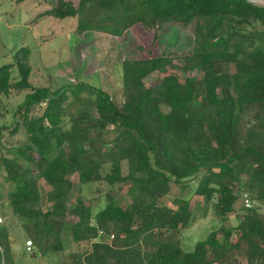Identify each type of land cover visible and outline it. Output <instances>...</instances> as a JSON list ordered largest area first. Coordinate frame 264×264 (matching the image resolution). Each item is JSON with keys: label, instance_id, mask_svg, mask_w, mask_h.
I'll use <instances>...</instances> for the list:
<instances>
[{"label": "trees", "instance_id": "1", "mask_svg": "<svg viewBox=\"0 0 264 264\" xmlns=\"http://www.w3.org/2000/svg\"><path fill=\"white\" fill-rule=\"evenodd\" d=\"M48 13L78 15L79 30L114 35L133 23H192V47L181 68L201 76L168 73L147 86L143 78L172 59H124L117 104L87 82L70 86V95L65 88L34 86L26 46L0 65V118L2 97L22 95L10 133L21 126L25 139L0 160L30 255L89 241L84 251L66 252L65 264H238L241 255L247 264H264V4L78 0L75 6L55 0ZM74 175L79 185L104 182V202L75 194ZM40 179L50 186L45 209L33 206ZM173 184L201 196L203 209L210 205L220 222L189 248L182 234L193 210L185 196L164 200ZM243 193L253 203L236 208ZM231 214L235 225L225 223ZM0 264H23L11 252L9 225L1 222Z\"/></svg>", "mask_w": 264, "mask_h": 264}, {"label": "rangeland", "instance_id": "2", "mask_svg": "<svg viewBox=\"0 0 264 264\" xmlns=\"http://www.w3.org/2000/svg\"><path fill=\"white\" fill-rule=\"evenodd\" d=\"M77 6L78 0H71ZM264 4V0H252ZM55 0H0V65L12 60V54L21 46L30 49L29 61L32 67L30 81L34 86L47 85L51 90L65 88L70 95V86L77 82H87L107 91L112 99L121 104L122 84L120 64L124 59L143 58L154 55H168L172 65L159 68L143 78L145 85H152L157 77L165 74L186 75L200 78L201 72L193 69L184 71L181 68L186 55L192 47L193 24L183 25L176 22L165 23L161 27L147 28L140 23H133L114 35L106 30L92 28L78 29V15L56 18L48 13ZM21 94L11 93L3 96L4 115L0 118V157H11L12 151L25 139L21 126L15 133H10L13 127V110L21 100ZM75 104L71 106L73 110ZM36 113L40 112L37 108ZM93 113V108H91ZM69 113L64 120L68 125ZM35 155L33 154V157ZM1 159V158H0ZM4 166L0 160V222L9 225L11 252L15 259L23 264H65L66 252L84 251L89 248V241L71 243L64 251L51 255L31 256L26 241L30 237L21 227L20 220L12 212L7 200L10 183L4 180ZM74 193H80L85 199H97L99 204L104 202L103 194L107 188L104 182H88L78 184L77 176H73ZM40 199L35 207H47L45 193L50 186L43 180L38 181ZM189 199L194 219L191 225L183 230L182 243L189 248L192 244L205 237L213 227H217L219 219L213 215L209 205L202 207V197L181 191L177 185H172L164 198L170 202L176 196ZM245 198L252 204L248 194L243 193L235 203L236 208L245 205ZM259 204V202H257ZM237 217L231 214L226 220L227 225L237 224ZM239 236L233 231V239ZM238 264H247L245 258L239 256Z\"/></svg>", "mask_w": 264, "mask_h": 264}, {"label": "built area", "instance_id": "3", "mask_svg": "<svg viewBox=\"0 0 264 264\" xmlns=\"http://www.w3.org/2000/svg\"><path fill=\"white\" fill-rule=\"evenodd\" d=\"M0 20H1V13H0ZM245 205L246 206H250L251 204L249 203V200L247 199V198H245ZM31 241L30 240H27L26 241V248L28 249V250H30V248H31Z\"/></svg>", "mask_w": 264, "mask_h": 264}]
</instances>
